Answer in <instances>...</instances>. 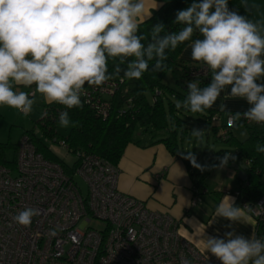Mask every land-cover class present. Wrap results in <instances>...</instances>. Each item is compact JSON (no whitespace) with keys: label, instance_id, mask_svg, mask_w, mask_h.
Returning <instances> with one entry per match:
<instances>
[{"label":"clouds","instance_id":"clouds-1","mask_svg":"<svg viewBox=\"0 0 264 264\" xmlns=\"http://www.w3.org/2000/svg\"><path fill=\"white\" fill-rule=\"evenodd\" d=\"M145 7V0H0V107L28 116L39 93L45 103L66 109L59 114L60 127L75 126L68 110L83 107L85 85L100 87L121 72L122 80H140L150 62L152 71H165L167 53L187 42L191 59L204 66L210 78L204 86L199 80L188 81L187 95L176 101V108L203 113L226 92L248 105L243 112L219 105L229 125L241 119L264 124V23L229 8V0H192L176 13L179 30L166 32L158 22L144 33L140 25L151 17ZM241 7L247 13L248 0H241ZM109 60L115 65L111 73ZM33 86L31 94L17 90ZM203 132L191 130L198 140ZM255 150L264 153V144L258 142ZM185 158L201 167L191 152ZM218 159L226 166L235 157L226 152ZM253 213L252 205H237L234 197L225 195L215 215L229 221L225 227L231 230L223 237L206 236L205 251L220 264H264V238L233 227L251 220ZM39 214V209L28 207L14 220L30 227ZM180 264L191 261L182 257Z\"/></svg>","mask_w":264,"mask_h":264},{"label":"built area","instance_id":"built-area-1","mask_svg":"<svg viewBox=\"0 0 264 264\" xmlns=\"http://www.w3.org/2000/svg\"><path fill=\"white\" fill-rule=\"evenodd\" d=\"M208 75L202 65L189 74L195 80ZM116 88V83H107L106 88L85 90L83 101L106 119L110 103L101 95H112ZM239 123L264 126L243 119L235 125ZM234 126L227 118L219 135L222 141L229 139ZM50 142L72 155L73 163L47 160L23 135L13 166L0 164V264H180L182 257L191 264H220L183 238L171 216L120 192L116 166L83 150L73 151L62 139ZM234 196L238 199L239 191ZM201 202L193 189L190 208ZM28 207L40 214L30 227H23L14 216ZM252 207L254 235L264 238V195ZM93 221L103 227L93 228Z\"/></svg>","mask_w":264,"mask_h":264},{"label":"crops","instance_id":"crops-1","mask_svg":"<svg viewBox=\"0 0 264 264\" xmlns=\"http://www.w3.org/2000/svg\"><path fill=\"white\" fill-rule=\"evenodd\" d=\"M145 3V12L151 14L152 11H156L162 6V3L156 0H145ZM248 5L249 11L247 13L241 7V0L237 1L234 8L238 9L241 15H248L249 19L254 22L264 23V0H248ZM147 19L146 16L143 21ZM199 65L201 64L191 59V49L187 45L178 56L177 69L174 73L167 74L163 82L170 87H176V76H180L184 66L195 67ZM190 80L183 79L186 83ZM260 82H264V80ZM17 90L34 92V86L32 89L20 88ZM104 97L109 98V95L104 94ZM34 99V105L48 104L44 102L39 93H35ZM221 103L227 104L228 109L232 112H243L248 108L244 100L233 99L227 96L226 92L222 93L216 104L208 109L214 112L212 116L216 117V120L211 122L209 129H201L206 131L207 135L212 133L213 141L207 139L205 143L202 138L198 144L197 138H194L191 133L192 129H200L191 118L195 121L196 118L202 117L206 112L194 113L195 117L192 116V112H188V119L185 120L188 136L179 144L182 157L171 155L164 145L155 142L164 138L166 133H158L154 136L148 133L145 135L137 134L134 142L125 148L117 165L119 170L118 190L143 201L151 211L166 213L171 216L179 222L178 233L206 256H211L205 251L206 236L223 237L226 231L231 230L225 227L229 221L215 215L216 207L225 195L234 197L236 204L241 205L234 193L240 191L244 184L229 161L226 166H220L218 159V157L225 155L224 153L218 155L220 151L231 153L232 156L238 152L236 147L228 146L225 143L226 146L223 147L215 145L222 143L217 136L225 127L228 118L224 112L219 111ZM238 125L230 129L229 133L231 138L242 142L248 138L250 133L247 127ZM7 130L8 132H6ZM28 130L24 119L18 117L15 109L0 107V144L8 145L4 151L0 150V160H3L4 165L13 166L16 146L24 132ZM48 149L54 154L49 145ZM189 152L194 154L196 163L201 166L200 168L193 166L189 159H187L189 167L184 162L183 159ZM64 156H67V153ZM61 161L66 163L63 158ZM240 163L248 166L246 162ZM198 182L201 184L199 188H202L204 192L202 202L196 207L190 208L192 187ZM262 182H264V175H262ZM233 227L238 233L246 236L255 234L256 225L253 219L246 223L235 224Z\"/></svg>","mask_w":264,"mask_h":264},{"label":"trees","instance_id":"trees-1","mask_svg":"<svg viewBox=\"0 0 264 264\" xmlns=\"http://www.w3.org/2000/svg\"><path fill=\"white\" fill-rule=\"evenodd\" d=\"M156 1L161 2L162 6L158 10L152 11L151 17L141 23V32H150L152 25L158 22L165 25L166 32L179 30L182 25L174 23L176 13L178 10L188 7L192 0ZM237 1L229 0V8H234ZM163 34L161 33V35ZM197 36L198 34L194 35L193 39ZM187 45L186 42L179 45L174 51L167 53L168 59L165 62L167 69L165 71H152L151 65L154 62H150V70L145 72L140 80H122L123 72H121L120 77L108 81L107 83H116L117 88L112 95H109V98L101 95L104 100L110 103V113L106 119L95 115L81 97L83 107L68 110L71 120L77 123L75 126L63 128L58 125L57 121L60 112L66 109L55 103L43 104L40 118L23 135L30 137L37 152L43 154L47 160L59 162L63 165L65 163L59 160L45 143L46 141L56 140L57 136L62 137L69 149L73 151L83 150L117 167L125 148L134 142L137 134L145 135L148 133L154 136L158 133H166L164 138L155 142L164 145L171 155L182 157L179 144L188 136L185 120L188 119L187 113L190 111L183 108L177 109L175 105L177 100L182 101L187 95L186 81H183V79H191L189 74L193 67L184 66L182 68L180 76H176V87H170L163 81L167 74L175 72L178 56ZM114 66V62L109 60L110 73L114 70ZM209 78L208 75L204 79H198L201 86L206 85ZM107 83L100 87L85 85V90L106 88ZM205 112V115L195 119L200 129H209L213 121L212 114L214 112L208 109ZM241 125L249 130L250 134L246 140L238 142L230 137V133L229 139L226 141H222L219 136L217 138L228 146L237 148L238 152L234 155L235 159H230V164L247 163L246 181L239 191L240 197L238 200L241 204L254 205L264 195V182H262L264 153L255 150V145L258 142L264 144V128L256 125ZM58 129L65 130L66 135H60ZM39 135L41 137H38ZM7 146V144H0V150L4 151ZM222 153L226 154V151H220L218 155ZM183 160L189 167L188 160L186 158ZM0 162L4 165L3 160H0ZM199 187H201V184L198 182L192 187V191L194 189L198 195L202 196L204 192Z\"/></svg>","mask_w":264,"mask_h":264},{"label":"rangeland","instance_id":"rangeland-1","mask_svg":"<svg viewBox=\"0 0 264 264\" xmlns=\"http://www.w3.org/2000/svg\"><path fill=\"white\" fill-rule=\"evenodd\" d=\"M16 113H17L18 117H22V119H24V122L27 125V128H29V130H30L32 128L33 124L40 118V116H41L40 114L42 113V109H41V106L33 105V110L31 112V114L28 115V116H24V115L20 114L18 111H16ZM192 116L195 117V114L193 113ZM191 119H192L193 122H195L193 118H191ZM6 132H8V130ZM58 132L62 136L66 135V131L65 130L58 129ZM194 138H196V137H194ZM61 139H62V137L57 136V140H61ZM207 139H209L210 141H213L212 133H209L207 135V132L205 131V132H203V142L206 143ZM200 142H201V140H198V144ZM46 143L50 146V148L53 149L54 154L59 159L62 160V158H63L66 161V163H68V164H72L73 163L74 158H73L72 155L68 154L67 156H64L65 153H66V152H63L64 150H62L60 148H57V145L51 143L50 141H46ZM215 145H217V147H219V146L223 147V146H226L227 144L225 145L222 142V143H218V144H215ZM80 187H81L82 190H84L83 185H80ZM91 226L93 228H95V229H101L103 227V225L101 223L95 222V221L92 222Z\"/></svg>","mask_w":264,"mask_h":264},{"label":"water","instance_id":"water-1","mask_svg":"<svg viewBox=\"0 0 264 264\" xmlns=\"http://www.w3.org/2000/svg\"><path fill=\"white\" fill-rule=\"evenodd\" d=\"M231 167L237 172L239 179L242 182L246 181V165H242L241 163H231Z\"/></svg>","mask_w":264,"mask_h":264}]
</instances>
